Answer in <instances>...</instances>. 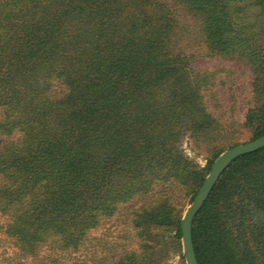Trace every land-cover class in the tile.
Wrapping results in <instances>:
<instances>
[{
	"label": "rangeland",
	"instance_id": "rangeland-1",
	"mask_svg": "<svg viewBox=\"0 0 264 264\" xmlns=\"http://www.w3.org/2000/svg\"><path fill=\"white\" fill-rule=\"evenodd\" d=\"M84 1L82 14L94 19L85 32L100 28L116 45L109 71L118 80L107 94L103 142L113 215H104L77 251L60 249L54 236L30 253L5 234L1 227L9 216L0 211V264H187L182 223L214 163L264 132V0ZM12 24L5 23L19 27ZM5 43V53L16 46ZM10 59L0 60V96L22 101L30 84L21 89L15 75L5 82L2 62L16 60ZM78 61L69 75L76 88L90 90L94 68ZM64 82H51L54 100L71 92ZM27 103L13 110L0 106V153L23 140L24 130L8 135L1 124L11 117L25 122ZM247 204L240 213L249 212ZM247 217L245 238L253 247L256 236L264 237V211L261 218L252 211ZM259 218L254 233L250 224ZM231 225L236 237L240 224ZM204 258V264H224L212 250Z\"/></svg>",
	"mask_w": 264,
	"mask_h": 264
},
{
	"label": "trees",
	"instance_id": "trees-1",
	"mask_svg": "<svg viewBox=\"0 0 264 264\" xmlns=\"http://www.w3.org/2000/svg\"><path fill=\"white\" fill-rule=\"evenodd\" d=\"M86 5L84 0L76 5L73 0L0 3V60L16 58L13 63L2 62L7 71L5 82L15 75L20 77L21 89L30 84L22 101L0 96V106L12 110L28 102L23 109L25 122L11 117L1 124L8 135L16 127L24 130L23 140L0 153V211L9 216L8 224L1 228L25 252L34 253L54 236L60 249L77 251L90 229L99 225L104 215H113L105 183L110 158L105 156L103 142L110 111L105 106L107 94L118 80V75L111 77L109 71L116 45L108 43L100 28L85 32L94 20L91 14H82ZM7 22L19 27L15 25L14 30L5 25ZM222 25L231 27L230 22ZM9 41L16 46L2 52ZM80 59L94 68L89 86L94 91L76 88L69 75L83 62ZM59 60L65 65L59 66ZM37 75L42 80L40 89L35 86ZM60 80L71 92L54 100L51 82ZM246 202L251 209L240 213ZM234 206L236 210H231ZM263 208L264 149L236 159L196 216L192 235L198 263L204 264V252L209 255L212 250L224 264H264L263 233L254 238L253 247L250 238H245L247 215L252 211L261 218ZM260 218L250 224L254 233L262 224ZM231 223L240 224L236 237L231 234Z\"/></svg>",
	"mask_w": 264,
	"mask_h": 264
},
{
	"label": "water",
	"instance_id": "water-1",
	"mask_svg": "<svg viewBox=\"0 0 264 264\" xmlns=\"http://www.w3.org/2000/svg\"><path fill=\"white\" fill-rule=\"evenodd\" d=\"M262 149H264V136L251 143L230 149L221 155L214 163L209 176L205 180L193 204L188 209L182 223V240L187 264H199L193 243V223L196 216L212 194L217 183L236 159L258 152Z\"/></svg>",
	"mask_w": 264,
	"mask_h": 264
}]
</instances>
